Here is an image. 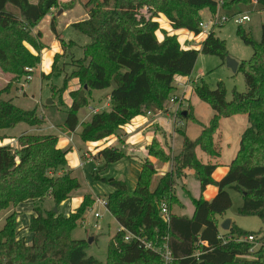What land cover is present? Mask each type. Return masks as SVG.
I'll use <instances>...</instances> for the list:
<instances>
[{
	"label": "trees",
	"instance_id": "16d2710c",
	"mask_svg": "<svg viewBox=\"0 0 264 264\" xmlns=\"http://www.w3.org/2000/svg\"><path fill=\"white\" fill-rule=\"evenodd\" d=\"M59 2L0 0V69L12 76L0 90V131L22 123L33 128L46 123L37 109L26 111L17 107L13 92L18 82L40 65L45 45L42 33L34 34L33 30ZM255 2L264 11V0ZM74 3L75 0L70 5ZM252 3L253 0H230L224 7ZM217 7L216 0H90L86 5L88 18L71 25L89 39L84 46L85 56L75 65L77 70L65 78L61 89L66 91L74 79L80 85L69 93L70 107L63 123L56 126L65 133H75L79 126L78 113L90 106L93 91L106 89H112L111 110L96 113L91 121L82 124L83 142L97 143L112 136L120 138L122 128L136 117L166 111L176 89L175 78L190 77L200 53L218 56L226 63L229 51L215 31L207 35L200 51L183 49L178 37L165 31L160 41L157 36L160 25L155 19L164 14L174 30H187L199 36L203 33L199 27L200 12ZM144 10L148 16L143 14ZM55 24L52 21L51 27L65 49L67 42L58 35ZM262 30L260 42L243 28L237 30L240 39L253 49L252 57L239 63L238 72L245 77L246 91L234 90L233 99L228 102L224 82H219L215 90L205 83L195 86L194 94L214 112L209 125L203 126L195 140L179 130L183 147L176 155L166 152L156 140L148 146L150 157L161 163L172 161L171 169L154 187L158 172L151 162L143 164L134 189L125 181L93 176L96 181L114 188L107 198V209L119 228L124 229L109 241L106 263L87 254L88 242L73 238L74 230L94 204L91 195L84 197L75 213L64 215L60 211L61 205L80 188L68 166L67 155L71 150L59 148L56 135L27 133L16 138V146H0V212L29 202L35 206L27 226L33 235L31 244L20 236V213L14 211L7 216L0 230V264H164L161 254L145 250L137 239L125 241L127 233L157 245L169 235L173 264H264V237L258 239L256 232H247L235 223L222 235L218 221L232 208L230 192L235 191L243 199L237 214L256 216L264 223V25ZM62 57V54L55 55L52 72L42 74V80L60 73ZM235 116H246L249 125L241 136L240 149L229 172L222 180L215 181L212 176L217 164H204L197 157V150L211 159L220 158L214 135L222 119ZM180 118L201 125L191 105ZM126 158V152L117 147H105L93 157L107 166ZM184 170L195 172L202 191L213 185L218 193L211 201L203 197L193 199L192 218L172 213L167 227L160 207L164 203L172 211L179 204L174 188ZM48 198L55 207L50 211L42 208ZM249 236H254L255 241L248 242ZM256 245H259L257 250Z\"/></svg>",
	"mask_w": 264,
	"mask_h": 264
},
{
	"label": "rangeland",
	"instance_id": "374dc122",
	"mask_svg": "<svg viewBox=\"0 0 264 264\" xmlns=\"http://www.w3.org/2000/svg\"><path fill=\"white\" fill-rule=\"evenodd\" d=\"M32 1L36 2L37 0ZM72 1L74 0H60L58 7H56L49 13L48 16L50 17V19H44L39 24V26L36 27L37 29L35 28L33 30L34 34H37L38 32L42 33V43L45 45V49L46 46H49V50L52 53L54 50L53 42L57 41L59 46L61 44L60 41L55 39L56 36L51 27L52 21L56 23L55 25L58 35L67 42L65 49L62 48L60 51V54L63 55V57L59 59V65L61 66L60 73L50 76L46 80L48 81V83L45 82L44 84L42 83L41 76V72H43V66L40 65L38 68H36L34 75L33 73H31L30 76L32 77V80L28 81L26 78L21 79L17 84L18 86L13 92V103L17 107H20L26 111H31L36 107L40 109L37 113L39 115H42L46 119L45 127L47 129L52 127L51 124L61 125L65 119V112L67 109H69V105L71 103V98L69 97V89H72L77 85H75V83L73 84L71 80L66 91H62L61 88L63 86L65 78H68L75 70H77V67L75 65L79 61H83L85 56L84 46L89 43L88 37L76 31L72 26H70V24L78 23L88 18V9L86 8V5L90 3V0H75V3L71 6L70 3ZM223 1L225 3L230 0ZM146 13L147 11L144 10L143 14L147 15ZM218 15L231 18L237 15L249 16L250 22L245 23L241 26V28H243L246 32H249L256 41H261L263 34L262 28L264 25V11L259 10V6H257L255 0H253L252 4H235L229 9H225L224 5H222V7L218 6L215 10L208 8L203 9L200 12V23H208L210 20L216 19ZM155 21L159 23L161 30L157 33V36L159 39H162L164 38V33L161 29V26L166 27V29L169 30H171L172 27L169 24V20L164 14H159ZM239 27L240 26L237 25L234 20H230L223 26L217 27L213 31H215L216 35L220 39L226 42L229 51L228 57L241 62L244 60H249L252 57L253 49L252 47L246 45L238 36L237 30ZM175 31L176 32L173 35H176L180 39V41L183 39V35L188 37L184 40V42H180L183 48L188 47L189 49L198 51H200L202 48V46L198 48L199 44H202L201 40L205 39L204 36H207V34L209 33L207 32V30H203V33L201 35L196 36L195 34L184 30ZM69 41L74 42H72V44H69ZM30 49L34 51L32 48ZM51 58L52 57L50 56L49 60L46 56V50H43L41 52V63L42 61H52ZM11 79L12 76L10 74H6L0 69V90L5 88L6 85L11 81ZM219 82H224L225 84L227 90L226 98L228 102L232 101L234 90H237L240 93L246 91L245 77L242 72L233 73V71L227 66V63H224L223 60L218 56H211L200 53L194 71L190 76L189 85L193 86L194 90L195 86L200 85L201 83H205L211 90H215ZM174 84L176 89L172 93L174 94L173 96H178L176 92L182 94L184 89L183 85L179 86L178 79H175ZM192 98V103L193 105H195L197 110V120L201 125H195L192 122H188L185 123V126L187 125V134L190 139L195 140L200 135L203 126L206 127L209 125L214 112L207 103L202 102L195 95ZM50 99L52 100L53 104L48 105L47 102ZM101 102L103 101L101 100ZM90 107L94 106L91 105L85 107L78 113L79 126L77 127L76 132L72 134L73 142L69 141L70 136L62 135L60 138L61 144H63L65 140L68 141L66 149L73 148L72 151H70L68 154H70L71 156H69L70 162L71 159L72 162H75V165L72 167V169L74 170L73 177L77 178L78 182L80 183V188L72 194L69 201L61 205L60 211L64 215L75 213L84 197L87 195H91L92 199L94 200V204L91 209H89V211L84 214L83 219L79 222L78 228L74 230L73 238L78 240H85L86 242H88L90 238H93V243L88 244L89 248L87 254L89 256H94L97 260L105 263L107 260L109 241L112 240L117 233L119 225L113 219L107 207L101 205L98 202V199L107 200L108 196L115 190L108 184L96 181L93 176L99 175L102 178L125 181L131 189H134L140 174V165L129 158L123 159L116 164H111L108 166L93 159L94 156L92 151L95 146L89 142H83L80 138L82 124L84 122H88L87 120H90L92 117V110H90ZM99 109L100 112L103 111L101 108ZM248 125L249 123L246 116L224 120L222 122L221 129L214 135V139L217 143L216 145L222 150L226 147V145H223V143H226L225 140H223L222 133H224V139L230 140L229 142L232 144V149H234L235 147H239L240 136L242 132L248 127ZM24 133L41 135L44 134L43 130L33 129V127L22 123L15 128L0 131V146L8 144L16 146V138ZM122 133L123 132H119V135ZM3 137L8 138L6 140L10 141H8L7 144H4L6 140H4ZM123 140L126 142L127 139L125 140L122 138L118 140L119 147L117 148L122 149L126 152V150L128 151V149L127 147H124ZM164 149L171 155H176L181 150L180 148H177L174 151H170L166 148ZM84 153L88 154V160L83 159ZM231 153L232 152L228 153L229 156L231 155ZM132 154L138 156V154L136 153ZM152 165L158 172L154 177V187L158 179L163 175V173H165V171H167L165 169L168 168V171L170 170L172 161L161 163L156 160L154 161V163H152ZM176 185L179 190L181 199L183 201H186L185 204H187V208L190 209L192 205L187 194L183 192L182 184H178L177 182ZM193 185L194 184H192V186ZM199 185L200 184L198 181V186ZM230 193L233 199V206L228 211V216L233 217L237 225L241 229L247 232H256L258 235V239L264 237V223L262 222V220L256 216H239L237 214V211L238 208L242 205L243 199L241 195L235 191H231ZM211 200H213V198ZM75 206L78 207L75 208ZM33 207H35L33 202H29L28 204H22L18 206L16 209L12 207L0 212V230L4 226L7 216L16 211L20 213V216L18 218L20 222L19 228L21 230L20 236L25 237L27 243L31 244L33 235L28 231L27 226L30 223L31 215L33 214ZM175 207L177 208L178 205H175L173 209ZM42 208L48 211L54 209L55 207L52 199H46V201L43 203ZM94 213H101L102 217L96 219ZM222 232L226 233L227 231L222 230ZM258 247L259 245H256L255 249L257 250Z\"/></svg>",
	"mask_w": 264,
	"mask_h": 264
},
{
	"label": "crops",
	"instance_id": "0c3cea01",
	"mask_svg": "<svg viewBox=\"0 0 264 264\" xmlns=\"http://www.w3.org/2000/svg\"><path fill=\"white\" fill-rule=\"evenodd\" d=\"M48 18L50 19L49 16H47L45 19H48ZM71 25H73V23H71L70 26ZM161 29H162V31L168 32L169 35H173L176 32L173 29V27L171 28V30H169V29H166V27H162L161 26ZM184 31H187V30H184ZM178 32H181V31H178ZM192 34H194V33H192ZM186 38H188V37L183 35V39L180 41V39L178 38V40H179V42H184V40ZM204 38L206 39L207 36L205 35ZM55 39L57 40L56 37H55ZM163 39L164 38L159 39V40L162 41ZM205 39L201 40V42L203 43L205 41ZM189 40H190V38H189ZM53 47H54V50H53L52 53L49 50V48H50L49 46H46V49H44V50H46V56L48 57V59L51 56L52 57L51 58L52 61H42L43 64L42 63L40 64V65L43 66V70H42L43 72H41V76H42V74L48 75V74H50L52 72V66H53V63H54L55 55L58 54V53L60 54V51L62 49V45L60 44V46H59L57 41L53 42ZM200 47H201V45L199 44L198 48H200ZM183 49L188 50L189 48L186 47V48H183ZM239 63H240V61H239ZM35 71H36V69L33 70V75H34ZM175 79L179 80V86L183 85V87H184L182 94H179L178 92H176V94L178 96H185L186 101L184 102L183 110L186 111L190 105L193 106L194 115L197 118V110H196L195 105H193V103H192V100H193L192 97L195 94H194L193 86L189 85L190 77H179L178 76ZM45 82L48 83V81L42 80V83L45 84ZM72 83L73 84L75 83V85H77V86L72 88V89H69V93L71 91L76 90V89L79 88V80L74 79V80H72ZM174 86H175V84H174ZM111 92H112V89H106V90H101V91H93L92 100H91L90 106L92 105L94 107H90V110L96 109V113L100 112L99 108H101L103 111H107V112L110 111L111 110V104H110V94H111ZM101 100L103 102H101ZM69 107H70V105H69ZM35 109H37L38 112L40 110L37 107ZM173 110H174L173 109V105L171 103H169L168 108H167L166 111H161V112H157V113H148V114H146L144 116L136 117L134 120H132V122L130 124H128L127 126L122 128L121 132H123V133L121 134L120 138H118L116 136H112V137L107 138V139H105L103 141H100V142H97V143H91L92 145L95 146L93 151H92L93 152V156H96L100 150L104 149L107 146L108 147H119L118 140H120L122 138L125 139V140L127 139L126 142L123 140L124 147H127V149H128V151L126 150V152H127L126 154H127L129 159H131L132 161H134L135 163L140 165V173H141L143 164L145 162L149 161V162L154 163V161H156L155 158L149 156L148 149H147L148 146L151 145L154 140L158 141V143L161 144L162 147H164V148H166V149H168L170 151L171 150L174 151L177 148L182 149V147H183V140H182L183 137L180 135V133L178 131L179 130H183V131H185L186 135L188 136L187 127H186L187 125L185 126V123H188V122L183 121V120L180 119L179 120V124L180 125H178V123L175 124V122H174V120L172 118V111ZM96 113L92 111V117ZM92 117H91V119H92ZM235 117L241 118L242 116H235ZM235 117H232V118H235ZM91 119L87 120V121L89 122V121H91ZM227 119H230V118H227ZM224 120H226V118L222 119L221 122H220V129L222 127V122ZM45 125H46V123L43 126H41V127H34L33 129L43 130L44 134H42V135H56V136H58L59 137L58 147L63 149V150L70 149L72 151L73 148L66 149V147L68 145V141L67 140H65L63 144H61V142H60V138H61L62 135L63 136H65V135L66 136H70L69 141L73 142L72 134H68V133H65V132L61 131L56 125L51 124L52 127L49 128V129H47L45 127ZM42 128H44V129H42ZM243 132H242V134H243ZM222 134H223V140H225V142H226V143H223V145L224 146L226 145V147L223 148V150L219 147L220 151H221L220 158L211 159L210 157L205 155L201 150H197V157L201 161H203L204 164H208V163L217 164V169L215 170V172H214V174L212 176L215 181H220L227 175V173L229 172V166H230L231 162L235 159V157H236V155H237V153H238V151L240 149V146L239 147H235L234 149H232V144L229 142L230 140L229 139L228 140L224 139L225 138L224 137V133H222ZM242 134H241V136H242ZM241 136H240V140H241ZM8 141H10V140H6V142L4 144H7ZM123 142H121V143H123ZM239 144H240V142H239ZM230 152H232V153L229 156L228 153H230ZM132 153H136V154H138V156L133 155ZM86 154L87 153H84V155H86ZM69 156H70V154L67 155L68 166L72 170V172H73L72 175H73L74 174V170L72 169V167L75 165V162H72V159H71V162H70V157L71 156L70 157ZM165 170L168 171V168H166ZM167 171H165V173ZM177 182H178V184L179 183L182 184L183 192H185L187 194V196L190 199L191 205H192V207L190 209L187 208V204H185L186 201H183L181 199V197L179 195V190L177 188V185H175L174 189H175L176 196H177V198L179 200V204H178L177 208L175 207L172 210V213L175 214L176 216H179V217L186 216L188 218H192V216L194 214V211H195V207H194V204H193V199L198 200L201 197H203L205 200L209 201L212 198L214 199L215 196L218 193V188L213 186V185L208 186L205 189V191H202L201 190V185L198 186V179L196 178L195 172L193 170H184V174L181 177L177 178L176 184H177ZM192 184H194V185L192 186ZM199 184H200V182H199ZM192 187H194V188H192ZM77 207L78 206H75V208H77ZM226 219H231L232 220V224L235 223L237 225V223L234 220V218L231 217V216H228V212L226 213V215L224 217H222V218L219 217L218 221L220 222V231H221L222 235H223V232H222V229H221V224ZM102 263H104V262H102Z\"/></svg>",
	"mask_w": 264,
	"mask_h": 264
},
{
	"label": "built area",
	"instance_id": "2783aa9c",
	"mask_svg": "<svg viewBox=\"0 0 264 264\" xmlns=\"http://www.w3.org/2000/svg\"><path fill=\"white\" fill-rule=\"evenodd\" d=\"M216 1L218 3V6L222 7V5H224L223 0H216ZM230 20H234V22L241 27L245 23L250 22V17L247 15H237L231 18L227 16L218 15L216 19H212L208 23H200L199 27L202 29V31L207 30V32L210 33L211 31L215 30L217 27L223 26L225 23L229 22ZM26 79L28 81H31L32 77L28 76ZM185 101H186L185 96H173L170 99V103L173 105V109H174L172 111V118L175 124L178 123V125H180L179 124V120L181 119L180 114L184 112L183 106H184ZM92 111L96 113V109H92ZM84 156H85V159L88 160V154ZM98 202L104 207H107V200L98 199ZM160 210H161L160 212H161V218L163 222L167 225V227H170L172 211H170L169 207L164 203L161 205ZM94 215L96 219H99L102 217L101 213H94ZM120 231H124V229L119 228L117 230V232H120ZM220 238L222 237L220 236ZM131 239H137V241L141 243V245L144 247L145 250H151V251L161 254L164 260V264H173V255H172V249L169 243V235L162 238L161 243L159 245H157V243L152 240H148L147 238H142L140 236H134L130 233H127L125 237V241L128 242ZM246 240L248 242H254L255 237L249 236ZM199 254L200 253L197 252L196 256L198 257Z\"/></svg>",
	"mask_w": 264,
	"mask_h": 264
},
{
	"label": "water",
	"instance_id": "95a60500",
	"mask_svg": "<svg viewBox=\"0 0 264 264\" xmlns=\"http://www.w3.org/2000/svg\"><path fill=\"white\" fill-rule=\"evenodd\" d=\"M227 66L233 71V73H237L239 70V62L231 57H228L226 60ZM48 105L53 104L52 100H48L47 102ZM151 169H153V167L151 166ZM55 211L57 212L58 209H55ZM232 225V220L231 219H226L224 220V222L221 224V229L224 231H229ZM89 244L93 243V238H90L88 240ZM204 264V263H201Z\"/></svg>",
	"mask_w": 264,
	"mask_h": 264
}]
</instances>
